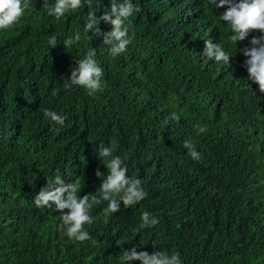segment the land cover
I'll list each match as a JSON object with an SVG mask.
<instances>
[{
	"label": "trees",
	"instance_id": "16d2710c",
	"mask_svg": "<svg viewBox=\"0 0 264 264\" xmlns=\"http://www.w3.org/2000/svg\"><path fill=\"white\" fill-rule=\"evenodd\" d=\"M55 2L31 0L19 23L0 30V264H118L132 247L178 252L182 264H264V94L242 53L261 33L233 41L219 19L226 8L210 0H131L140 8L129 18L134 39L112 57L102 36L84 32L88 0L59 19L48 14ZM77 33L81 41L66 49ZM206 39L222 44L229 65L202 54ZM93 48L104 90L90 96L65 80ZM174 111L179 123L169 119ZM100 143L127 154V174L148 196L127 209L121 202L107 221V202L94 205L85 225L93 239L78 242L58 229L55 205L37 208L34 197L57 171L78 180L81 197H99ZM145 211L159 223L139 229Z\"/></svg>",
	"mask_w": 264,
	"mask_h": 264
},
{
	"label": "clouds",
	"instance_id": "9594fccd",
	"mask_svg": "<svg viewBox=\"0 0 264 264\" xmlns=\"http://www.w3.org/2000/svg\"><path fill=\"white\" fill-rule=\"evenodd\" d=\"M47 0H44V4ZM211 5L218 8H226L219 15V19L225 22L231 29L233 41L241 42L249 37L253 30H258L261 35L253 36L249 41V46L242 49L243 55L247 58L244 67L247 70L248 78L258 85V90L264 94V0H210ZM31 0H0V30H8L13 25L20 22L30 7ZM83 6V0H56L55 4L48 9L49 15L62 18L69 11H75ZM103 12L98 15V12ZM140 11L131 0H111L110 7H102L101 0L93 6L88 0V15L84 32L88 34L93 31L95 35L103 37V45H107L109 54L117 57L127 51L128 46L134 39V33L130 34L132 25L129 18L134 13ZM101 22L111 25V30L103 32L100 28ZM82 36L77 33L64 40L66 49L78 44ZM52 43L56 45L57 39L52 38ZM205 47L203 55L209 59H214L217 63L223 62L229 65L230 57L221 43H213L212 39L204 41ZM76 67L71 69L70 78H66L65 87L80 86L87 90L88 94L95 95L104 90L102 82L103 68L96 59L95 49H90L84 58L75 60ZM46 118L63 126L67 117L58 114L51 109H44ZM170 120L177 123L181 120L180 115L175 111L171 113ZM199 132L206 131V127L197 124L195 126ZM184 148L188 150V155L195 161L201 159V153L196 150L195 144L190 140L184 141ZM107 169L105 174L97 168L95 175L101 181L98 189L99 197L96 194L80 196V185L74 179L66 182L59 174L46 175V184L34 197V204L37 208L52 209L60 212V223L58 229L65 233L70 239L78 242L92 240L90 233L85 229V225H91L95 221L90 213L94 205L107 202V207L103 209V216L107 221L112 214L121 210V202L125 209L139 204L147 196L148 192L144 189V181L140 178L129 177L128 167L125 161L127 154L123 157L113 155L111 145L105 146L100 143L96 149ZM67 210V211H65ZM159 220L150 212H143L139 229L151 228L156 226ZM95 243V241H93ZM157 249L155 242L152 244ZM139 261L140 264H182L180 254L173 252L169 254L165 251L156 250L153 253L138 251L136 247L122 250L118 264H133Z\"/></svg>",
	"mask_w": 264,
	"mask_h": 264
}]
</instances>
